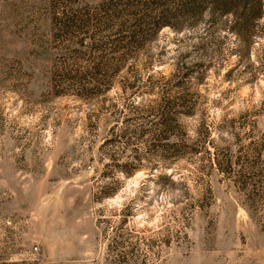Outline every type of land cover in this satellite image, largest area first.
I'll return each mask as SVG.
<instances>
[{
  "label": "rangeland",
  "instance_id": "1",
  "mask_svg": "<svg viewBox=\"0 0 264 264\" xmlns=\"http://www.w3.org/2000/svg\"><path fill=\"white\" fill-rule=\"evenodd\" d=\"M179 2L0 0V264H264V0Z\"/></svg>",
  "mask_w": 264,
  "mask_h": 264
},
{
  "label": "trees",
  "instance_id": "2",
  "mask_svg": "<svg viewBox=\"0 0 264 264\" xmlns=\"http://www.w3.org/2000/svg\"><path fill=\"white\" fill-rule=\"evenodd\" d=\"M179 1H180L179 2L180 4H172L173 5L172 6L173 8H169V7L162 8L158 12L157 16H155L153 18H150L149 19V22H151L153 24V27L158 28V27L162 26L163 24L176 25L178 23V21L175 20L176 19L175 17H178L179 18L182 15H185L186 13H189V12L195 13L201 7V5L199 4V0H179ZM186 2H188L189 4H186ZM245 5H249V4H245ZM250 5L252 6V8L255 11L256 10L258 12L261 11L262 4H250ZM142 18H145V15ZM143 20L146 23V19H139L138 21L137 20L136 21H137L138 24H142L143 23ZM142 28H140V29H142ZM140 29H138V30H140ZM145 34H147L146 33V30L141 35H145ZM132 35L133 36L136 35V30L133 31V34ZM170 124H171V122H170L169 118H167V117L164 116L163 119L161 120V128L163 129V131H166L167 130V127L170 126ZM172 145H174V143H172Z\"/></svg>",
  "mask_w": 264,
  "mask_h": 264
}]
</instances>
